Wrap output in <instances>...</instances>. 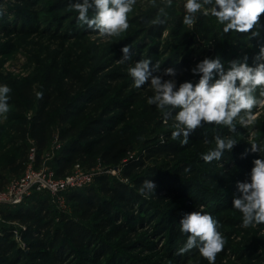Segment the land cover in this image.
Masks as SVG:
<instances>
[{
    "label": "rangeland",
    "instance_id": "374dc122",
    "mask_svg": "<svg viewBox=\"0 0 264 264\" xmlns=\"http://www.w3.org/2000/svg\"><path fill=\"white\" fill-rule=\"evenodd\" d=\"M31 2L30 6L23 0H0V86L7 85L11 89L7 102L9 111L0 115V168L13 158H16L17 163L27 158L31 124L40 110L38 107L40 98H37L36 93L44 94L47 76H54L51 86L61 88L65 92L72 87L71 75L86 78L87 75L97 72V82H99L105 79V75L118 74L117 79L108 82L104 97L97 101H86L85 105H81L83 106L81 112L75 114L76 116L70 118L67 123L62 124L56 119L53 120L54 125H48L46 130L55 137L61 128L71 123L77 128H83L91 120L105 115L108 109L113 108L115 101H124L133 95L138 96L139 99L131 109V114L121 116L122 122L111 132L109 143L103 147L114 150V155L119 153L122 159L114 165L103 163L100 157L90 165L80 161L67 176L80 173L94 175L92 183L87 187L94 186L97 189L99 187L95 179L101 175H108L112 182L119 180L133 186L132 179L125 177L123 170L128 163L141 161L144 163L143 167L134 169L136 177L148 176L152 170L157 169L164 178V182L157 185L155 193L145 197L150 203L147 207L148 212H151V208L154 207L153 210H162L166 214L167 229H171L174 225L180 230L179 221L184 214L193 211L209 213L216 220L218 215L228 213V206L233 196L238 193L237 182L249 180L254 160L264 159V109H253V112H258L259 115L247 128L241 127L237 118L234 121L236 132L229 131L228 127L226 132L217 131L218 126L221 125L215 124H211L210 128L215 132L213 136L202 134L201 130L196 129L194 134H199L198 136L202 139L198 141L188 138L190 147L178 156H171L166 152L150 154V148L171 140L168 134L174 130L175 121L174 118L165 121L160 110L155 105L147 103L148 98L153 95L149 86L150 80L137 89L134 87L128 68L141 59H149L152 61L150 69L153 70V75H159L164 80L175 79L178 87L180 83H183V71L170 77L164 75L165 70L172 68L175 64L181 65L194 48L201 46L211 47L215 58L218 55L220 58L223 57L222 63L225 69L230 66V62L242 60L244 56L248 57L249 66H255L254 57L264 46V15L260 18V24L253 29L259 33L258 36H252L251 33L240 35L231 31L226 34L223 32V25L211 15L204 16L197 13L193 27L184 25L186 0H172L170 7L166 5V0H136L132 12L128 14L127 31L104 39L98 33L86 29L85 25L76 23L78 13L71 5L77 2L66 3V5H63L65 3L63 0H31ZM161 8L164 9V13H161ZM147 18H152L153 21L164 20L166 26L160 32V36L154 40L150 38L147 31L142 33L138 40L129 46L132 50V58L123 64L119 63L123 53L121 52L117 57L113 50L121 46L123 40L133 37L136 31L142 30L141 26H147L146 30H148L149 27L157 25L153 21L149 25H138L139 20ZM179 22H182V29L179 34H176V25ZM32 25L36 28L34 33L22 32L23 26L28 29V26ZM200 27L211 30V36L214 38L216 36L218 39L219 48L213 49L211 42L203 39L199 31ZM56 32L65 36L57 40L52 39ZM78 33L82 34L81 38L76 35ZM157 63L160 64L158 71L155 70ZM195 80L198 82L195 77L190 81ZM51 93L53 94L51 102L45 109L47 121L64 111L62 102L58 100L60 95L54 91ZM26 94L34 98L31 106H28L29 100L25 98ZM256 95L259 96V89ZM114 114H119V111L114 110L112 115ZM174 115L175 112L173 117ZM22 117H26V123H22ZM216 136L230 137L237 143L231 151L224 153L220 161L205 163L202 154L215 147ZM252 142H255L261 151L251 152ZM54 154L51 147L43 154L40 164L47 158L51 159ZM188 163L195 170L191 174L176 176L177 170ZM3 173L8 175V183L16 178L11 176L8 170H3ZM204 174L214 178L213 182L204 180ZM173 178L178 182L176 186H172ZM62 199L60 205L48 202L49 215L46 222L49 224L44 231V235L49 232L47 238L53 235L56 228L63 225L64 216L95 230L92 220L80 219V213L77 212L75 204L68 202L65 194ZM190 200L192 204H188ZM140 213L144 215L140 212L139 206L132 211V214ZM128 214L129 211L123 209L118 222L99 229L104 237L109 238V244L122 252L125 264L193 263L194 259L190 256L177 261L176 253L186 243L188 237V234L181 230L182 237L177 242L171 241L168 231L160 235L151 229L157 221L146 222L144 225L129 221L128 228L115 232L116 226L126 222ZM105 219L107 218H100L96 224L104 222ZM2 224L16 228L22 227L18 221L3 223L0 219V227L3 226ZM226 244L230 242L227 241ZM195 249L193 248L190 252ZM91 254L90 250L80 249L78 257L69 256V253L60 258L61 261L57 263L54 262V254H51L42 259H36L34 264H92L83 259L91 257ZM109 261V255L102 259L103 264H108ZM203 261L207 260L202 258L194 262L200 264ZM231 261L232 258H226L224 263ZM4 264L9 263L7 261Z\"/></svg>",
    "mask_w": 264,
    "mask_h": 264
},
{
    "label": "trees",
    "instance_id": "16d2710c",
    "mask_svg": "<svg viewBox=\"0 0 264 264\" xmlns=\"http://www.w3.org/2000/svg\"><path fill=\"white\" fill-rule=\"evenodd\" d=\"M31 6V0H23ZM81 0H63L66 3H75ZM82 2V1H81ZM94 15V10L89 11V16ZM153 19L147 18L146 20H139L138 25H149L152 24ZM162 23L156 26L149 27L141 26L142 30L136 31L133 37L123 40L121 46H117L113 53L115 56H120L122 48L130 46L135 43L138 38L145 31L151 39H156L160 36V32L165 28L166 24L164 20ZM76 23L79 24L78 14L76 17ZM76 24V25H77ZM81 24V23H80ZM83 25V24H82ZM22 27L23 33H34L36 28L34 25ZM182 22L176 25L177 32L181 31ZM85 28L87 26L85 25ZM91 30V29H89ZM199 31L203 35V39L211 42L213 49L219 48L218 39L211 36V30L207 27H200ZM245 35L244 33H239ZM79 38L82 34H76ZM65 35H59L57 32L52 36V39H60ZM245 38H248L245 36ZM211 47L201 46L194 48L193 52L185 58V61L179 65L175 64L174 68L176 75L183 71V82L198 83L190 81L195 77L199 81L200 75H194L191 71L192 66H196L200 61L205 58H215L214 53L210 49ZM219 56V55H218ZM220 57V56H219ZM223 57L221 58L222 62ZM152 62V61H151ZM153 65H155L153 63ZM119 77L118 74L105 75L104 80L97 82V72L89 74L84 77L77 75H71L72 87L68 91H62L61 88L51 86L54 80V76H47L45 80L46 89L44 94L40 98L39 112L36 115L33 123L31 124V131L29 137L34 140L37 149V163L40 164L43 154L51 149L55 142V137L61 143V148L57 150L54 156L47 160V166L55 172L56 177L63 178L69 175V171L80 161L90 165L97 161L100 157L101 161L105 164H118L122 155L119 153L114 155V150H107L103 147L106 146L109 141L112 131L115 127L122 122V115L131 114L136 101L139 99L138 96H129L124 101H115L113 108L107 110L106 114L102 117L95 118L85 125L83 128H77L73 123L61 128L57 136L51 135L46 130L48 125H54L53 120H59L60 123L65 124L70 118L75 117L77 113L83 109L81 105H85L86 101H97L104 97L105 89L108 86L109 81H113ZM51 91L60 95L58 100L61 101L64 106L62 113L52 116L48 121L45 115V109L51 102ZM25 98L29 100V105L34 103L33 96L29 94L25 95ZM114 110H118L119 114L112 115ZM136 110V109H135ZM134 110V111H135ZM65 114H64V113ZM67 113V114H66ZM22 123H26V117H22ZM211 124H204L203 127L198 128L202 131V134L213 136L215 132L212 131ZM197 129V130H198ZM226 129V130H225ZM217 131H227V126H218ZM195 132V131H194ZM190 133L188 138L200 140L197 133ZM171 133L168 137L171 139L169 142L159 144L156 147L150 148L149 153L166 152L171 156H178L190 147V144L181 145L180 137L176 140H172ZM209 137V136H208ZM29 146V145H28ZM28 156L25 160L17 163L16 158H13L9 163L2 165L0 168V190H3L8 185V175L3 173V170H8L11 176L19 177L23 174L26 169ZM143 162H130L126 164L123 175L129 179H132L133 186L126 184L119 180H110L108 175H101L95 179L98 189L94 186L85 187L81 189L70 190L65 193L68 202H73L80 213L81 220H92L94 222V229L85 227L81 222L73 220L67 216L63 217V225L56 228L53 235L47 238L49 232L44 235L46 226L49 224L46 222L47 216L49 215L48 202H51V196L45 192L34 193L27 201L19 207H2L0 209V219L3 223L18 221L22 224L24 229H20L23 238L27 243V250L22 249L18 243L14 240L13 230L16 227L3 225L0 227V264H4L8 261L9 264H34L36 259H42L51 254H54V262H60L64 256L68 255L78 257V251L80 249H87L92 252L91 257L83 258L86 261H90L92 264H103L102 259L109 255L108 264H125L123 262L122 252L109 244V238L104 237L103 232L99 229L106 228L113 223H116L121 218V211L127 209L129 214L127 215L126 222L122 225L115 227V232H120L123 228H128L129 221H136L139 225H144L146 222L152 223L157 221L151 229L158 234H164L169 232L171 241L177 242L182 237V233L177 229L176 226H172L171 229H167L166 223L167 218L162 210H153L148 212L150 203L146 200L144 195L140 194L139 189L142 187L145 180H151L156 186L164 182L163 176L160 172L152 170L148 176L136 177L134 175V169L143 167ZM187 169V171H186ZM195 168L192 165L185 164L181 169L177 170L176 176L191 174ZM204 180L213 182L212 177L208 174L203 175ZM172 186L178 184L174 178L171 180ZM102 195V196H101ZM239 195V193H237ZM231 204L228 206L226 214L217 216L219 222L218 230L225 237L226 244L224 250L220 252L216 257L215 264H264V224L256 227H249L244 229L241 227L242 214L233 208ZM188 204H192V201ZM119 205L121 207H119ZM136 206H139L142 214H132V211ZM119 209V210H116ZM121 210V211H120ZM112 215V216H111ZM111 216V217H110ZM100 218H107L102 223H97ZM99 230V232H97ZM192 251V250H190ZM183 255H177V261H182L188 256L195 260H201L203 257L200 256L198 249ZM88 257V256H87ZM231 259V262L224 263L225 259ZM192 264H199L194 262ZM185 262V261H184ZM186 264V263H184ZM200 264H209L207 261H203Z\"/></svg>",
    "mask_w": 264,
    "mask_h": 264
},
{
    "label": "clouds",
    "instance_id": "9594fccd",
    "mask_svg": "<svg viewBox=\"0 0 264 264\" xmlns=\"http://www.w3.org/2000/svg\"><path fill=\"white\" fill-rule=\"evenodd\" d=\"M135 4L136 0H82L71 7L78 13L81 24L101 38L109 39L127 31L128 14ZM171 4L172 0H166L168 7ZM184 8L183 24L188 27L194 26L196 14L201 13L215 17L226 34L231 31L258 36L259 33L253 29L260 24V18L264 15V0H186ZM90 10H94L91 17ZM160 11L164 13L163 8ZM162 22L159 19L153 21L154 24ZM121 51L123 56L118 62L123 64L132 58V50L125 46ZM247 61L248 57L244 56L242 60L230 62L225 69L219 56L205 58L191 69L194 75H200L198 83L194 85L186 81L178 87L175 79L164 80L159 75H153L149 59L136 62L128 68V73L137 89L150 80L153 95L147 103L155 105L165 121L174 118L171 137L173 140L183 137L180 142L184 146L188 144L190 133L204 124L223 125L229 131L236 132L234 121L237 118L243 128L255 122L259 113H254L253 109H264V46L254 57L255 66H249ZM159 67L157 63L155 70L158 71ZM164 75L174 77L176 72L173 68H167ZM10 92L7 85L0 86V115L9 111L7 102ZM36 95L42 98L41 93ZM214 140L215 147L202 154L205 163L220 161L224 153L231 151L237 143L230 137L216 136ZM257 151L261 149L252 142L251 152ZM253 163L249 180L237 182L239 195H234L232 201L233 208L242 214L241 227L244 229L264 224V159H256ZM156 187L149 179L143 182L139 191L147 196L155 193ZM179 223L181 232L188 234V237L176 254L183 255L196 248L209 264H215L217 255L224 250L226 243L218 230L219 222L209 213L193 211L184 214Z\"/></svg>",
    "mask_w": 264,
    "mask_h": 264
},
{
    "label": "built area",
    "instance_id": "2783aa9c",
    "mask_svg": "<svg viewBox=\"0 0 264 264\" xmlns=\"http://www.w3.org/2000/svg\"><path fill=\"white\" fill-rule=\"evenodd\" d=\"M29 152L26 169L23 174L11 180L5 189L0 190V209L2 207H19L23 205L34 193L45 192L51 196L53 204L60 205L63 195L74 189L87 187L92 183L91 174L80 173L75 176L58 178L55 172L47 166V158L42 164L37 163L38 149L31 138H29ZM61 148V143L56 138L52 151L56 152ZM116 172H114L115 174ZM13 230L14 240L18 245L27 250V243L23 238L20 229Z\"/></svg>",
    "mask_w": 264,
    "mask_h": 264
}]
</instances>
